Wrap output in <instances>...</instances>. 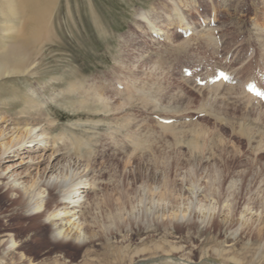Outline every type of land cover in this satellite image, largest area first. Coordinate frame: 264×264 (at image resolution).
Masks as SVG:
<instances>
[{
	"label": "rangeland",
	"instance_id": "1",
	"mask_svg": "<svg viewBox=\"0 0 264 264\" xmlns=\"http://www.w3.org/2000/svg\"><path fill=\"white\" fill-rule=\"evenodd\" d=\"M35 4L51 40L27 47L39 51L31 71L0 77V115L39 123L49 141L61 140L55 146L64 159L86 164L88 176L80 175L93 188L82 193L83 218L95 219L98 239L49 241L42 217L25 214L21 194L0 184V264H122L165 252L193 262L264 264V105L240 85L197 88L179 75L180 63H224L241 79L264 66V0ZM211 14L216 47L210 29L196 22ZM177 23L193 29L190 23L194 34L182 39ZM153 27L159 39L151 38ZM29 90L42 103L19 113ZM24 161L17 176L8 175L28 185L39 172L23 176Z\"/></svg>",
	"mask_w": 264,
	"mask_h": 264
},
{
	"label": "bare ground",
	"instance_id": "2",
	"mask_svg": "<svg viewBox=\"0 0 264 264\" xmlns=\"http://www.w3.org/2000/svg\"><path fill=\"white\" fill-rule=\"evenodd\" d=\"M153 29L154 32L159 30L155 27ZM200 34L197 36H202ZM49 40H51L49 26L45 22L44 12L36 6L35 0H0V77L31 71L33 68L31 60L39 51L38 49L30 51L29 46L35 49L42 42ZM74 88L73 85L69 87L70 90ZM29 93L31 97L24 99V107L19 113L26 112L25 109H36L35 107L42 103L32 99L33 90H29ZM46 132L39 123L23 122L20 125L19 121L12 123L10 118L0 115V166L2 167L0 184L21 194L18 201L23 204L25 214H38L42 217L41 223L49 231V241L72 242L77 245L92 242L98 239L97 233L92 230V225L96 222L95 219L83 218L88 204L82 193L87 188H93V184L89 178H81L80 175L82 173L83 176H88L89 169L81 162L79 156L64 159L61 154L63 151L55 146V143L61 140L54 138L49 141ZM49 149L48 156H44L45 151ZM16 159L20 162L17 163ZM23 161L27 169L20 174L28 176L30 169L36 170V173L39 172L38 177L33 178L28 185L24 183V180H20V177L12 175L16 172V166L21 165ZM5 162L7 164L3 168ZM12 170L14 171L8 175ZM37 189L38 191H35ZM44 192L45 194L42 195ZM94 196L97 194L93 193ZM177 213H172L175 218L178 217ZM80 219L82 221L79 222ZM13 240L10 236L6 242L13 243ZM171 254L177 253L165 252V255L133 260L134 257L144 256L136 254L127 259L131 260L130 264H214L206 260L193 262L182 256ZM120 258L123 259V257ZM124 261L122 264L125 263Z\"/></svg>",
	"mask_w": 264,
	"mask_h": 264
}]
</instances>
